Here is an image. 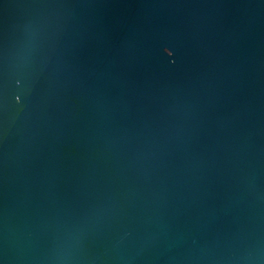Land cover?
Returning <instances> with one entry per match:
<instances>
[{"label":"water","instance_id":"obj_1","mask_svg":"<svg viewBox=\"0 0 264 264\" xmlns=\"http://www.w3.org/2000/svg\"><path fill=\"white\" fill-rule=\"evenodd\" d=\"M0 264H264V0H0Z\"/></svg>","mask_w":264,"mask_h":264}]
</instances>
